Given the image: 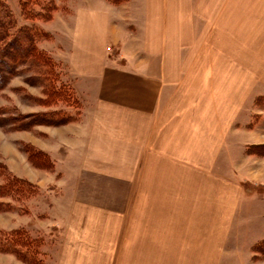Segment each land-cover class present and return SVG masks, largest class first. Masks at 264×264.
<instances>
[{"label":"rangeland","instance_id":"1","mask_svg":"<svg viewBox=\"0 0 264 264\" xmlns=\"http://www.w3.org/2000/svg\"><path fill=\"white\" fill-rule=\"evenodd\" d=\"M3 1L18 15V0ZM99 1L52 0L49 15L33 22L19 20L47 32L38 46L57 61L56 78L65 86L64 94L53 97L45 88L33 86L31 72L21 65L0 84V231L22 230L42 264L54 263L63 249L73 189L55 184L64 177L61 168L66 165L40 147H55L59 130L81 119V98L65 69V49L75 10ZM202 7L207 19L198 22L195 17L202 35L185 61L184 90L178 94L182 101L177 106L186 114L185 128L177 130V138L170 140L171 148L166 149L171 156L182 149L186 160L191 159L189 153L194 148L201 150L196 160L204 171H192L183 162L174 161L160 172L139 173L141 179L157 174L156 180L178 175L181 186L170 188V231L203 235L198 246L203 259L208 254L212 261L216 256L217 264H264V258L251 249L264 239V0H202ZM192 102L197 106L190 108ZM54 111L57 117L71 115L68 124L22 127L29 115ZM211 124L217 130L212 131ZM215 143L218 168H227L216 172L217 185L214 181L210 184L205 172L210 166L206 152ZM33 150L40 154H30ZM12 177L30 181L34 188L16 189ZM137 190L129 203V217H144L150 205L146 188ZM156 223L153 230L163 231L161 220ZM139 226L146 231L145 221ZM123 229L130 231V218ZM206 236L218 240L217 246L206 248ZM0 264L28 263L20 260L19 254L0 249Z\"/></svg>","mask_w":264,"mask_h":264},{"label":"crops","instance_id":"2","mask_svg":"<svg viewBox=\"0 0 264 264\" xmlns=\"http://www.w3.org/2000/svg\"><path fill=\"white\" fill-rule=\"evenodd\" d=\"M203 12L202 0H100L75 10L64 65L83 114L59 130L55 147H40L66 165L55 184L73 189L65 244L52 264H217L216 256L215 262L208 254L203 259L198 251L203 235L170 231V188L181 186L178 175L140 177L174 161L204 171L196 160L201 150L194 148L186 160L182 149L172 156L166 149L185 128L178 94L184 90L185 61L202 35L195 17L207 19ZM218 154V143L211 144L205 172L213 185L216 172L227 170L218 168ZM142 186L150 205L144 217H129L134 189ZM159 219L163 231L153 230ZM143 221L146 231L139 226ZM217 244L206 236V248Z\"/></svg>","mask_w":264,"mask_h":264},{"label":"trees","instance_id":"3","mask_svg":"<svg viewBox=\"0 0 264 264\" xmlns=\"http://www.w3.org/2000/svg\"><path fill=\"white\" fill-rule=\"evenodd\" d=\"M108 1L120 4L125 0ZM18 2L17 15L5 1L0 0V84L5 82L7 74H12L15 71L16 65H21L31 72L30 78L33 86L41 87L43 90L45 88L53 97L64 94L65 86L56 78L57 61L38 46L39 39L47 36V32L33 23L32 25L19 23L20 19L33 22L36 18H43V14L49 15L48 8L52 7V0H18ZM30 7H36L37 10ZM11 61L14 62V65L10 64ZM57 116H59L58 112L55 111L32 114L26 117L30 120L22 124V127L26 128L28 125L60 127L68 124L71 117V115ZM30 154L37 155L40 154V151L33 150ZM12 182L16 183V189L23 186L28 189L34 188L31 183L16 177H12ZM21 232L22 230H11L7 233L0 231V249L19 254L20 260L28 264H42L37 259L36 249L28 246L27 236L23 232L16 236V233ZM251 249L254 254L264 258V239Z\"/></svg>","mask_w":264,"mask_h":264}]
</instances>
